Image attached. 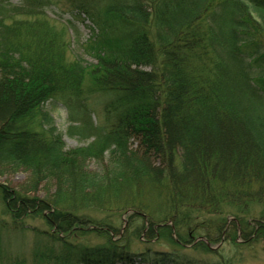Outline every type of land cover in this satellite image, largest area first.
Segmentation results:
<instances>
[{
    "label": "trees",
    "instance_id": "obj_1",
    "mask_svg": "<svg viewBox=\"0 0 264 264\" xmlns=\"http://www.w3.org/2000/svg\"><path fill=\"white\" fill-rule=\"evenodd\" d=\"M20 1L0 0V173L28 172L31 189L52 179L55 190L15 191L5 208L16 226L47 209L55 241L85 224L108 235L120 217L76 215L78 207L131 208L132 232L147 216L156 227L181 222L207 243L238 245L240 229L243 243L255 230L264 237V213L255 222L240 216L264 204V0H74L94 26L81 43L94 63L68 58L70 28L47 13L59 0ZM49 103L66 108L68 134L88 143L67 148ZM228 214L243 228H228ZM207 243L195 247L216 255L208 260L179 248L137 254L110 238L35 256L41 264H242Z\"/></svg>",
    "mask_w": 264,
    "mask_h": 264
},
{
    "label": "rangeland",
    "instance_id": "obj_2",
    "mask_svg": "<svg viewBox=\"0 0 264 264\" xmlns=\"http://www.w3.org/2000/svg\"><path fill=\"white\" fill-rule=\"evenodd\" d=\"M8 1L15 5L21 2L20 0ZM75 5L76 2H74V0H59L58 5L51 6L47 10L49 21L55 23L58 28H61L62 25L66 28L67 26L70 28V30H66V39L69 42V59L73 60L76 57H82L84 60L94 63L96 62L95 58L86 54L81 48V43L86 42V40L92 36V28H94V26L92 22L83 15L82 18L77 16ZM72 29H77L79 31L78 34L76 35ZM48 108L52 112L57 128L63 134V139L67 148H75L88 143V141H81L77 136L72 137L68 134L70 123L67 117V110L61 103H49ZM97 111L98 114L94 116V120L100 123L105 119L102 107L99 106ZM89 166L93 171H99L102 168V164L95 160L90 161ZM35 181L36 180L33 179L31 174L22 170L3 174L0 173V184L7 192V198L5 200L4 194L1 191L2 189L0 188V264H41L40 262L42 261L35 256L37 252L41 253L51 250L60 252L65 242L68 244H78L84 247L106 245L109 238L112 239V241L122 242L131 252L137 254H151L157 251H172L175 248H179L189 257L196 259L208 260L216 257V255H210L205 250L195 247L202 242L207 243L204 241V234H202V232H195V235L189 234L187 228L183 230L181 222L176 224L175 221L168 220L165 224L161 223L156 227L154 223L149 224L150 221L147 219L148 217L145 216L143 223L145 227L144 230L132 232V229L130 230V228H128L131 219L129 216L135 213L133 211L134 209L131 208L119 214V212H114V210L109 211L110 209L96 210L94 208H82L84 206H79L77 212H75L76 215L90 214V216L93 215L94 217L105 215H112L116 218L120 217L121 220L118 230L107 235L104 233V228L85 224L75 232L71 231L66 234L61 233L60 238L64 240V242H62V240L55 241L50 237L49 234L55 231V228L43 218L50 213L47 209H43V212L35 213L37 214L35 217H23L24 225L16 226L15 223L17 221L12 216V212L6 211L5 208L7 202L15 204V197L13 195L15 191H26L28 196L44 198L47 197L51 190H55V185H53L55 181L52 179L44 183H38L39 186L36 184V187L31 189ZM184 192H186L185 189ZM102 204L105 207H111L109 198L103 201ZM40 207L43 208L42 205H40ZM70 209L74 210L72 208ZM261 213H264V204H254L251 206L249 212L240 214V216H244V219L248 218L247 220H250V222H255V218ZM210 215L211 214H209L208 219L211 218L213 221L219 219V217L215 215ZM236 217H238V215L228 214V228H231L234 224H236L237 227L243 228L242 226L244 223L238 220V218L236 219ZM189 220L191 221V219ZM18 221H20V219ZM22 226L26 227L23 228ZM244 228L246 230V226ZM94 229L98 231L95 232ZM245 230L243 229V232ZM259 235H261L259 230L253 231L249 235V240H252L253 243L249 245L243 243L248 237H243L242 230L240 229L235 238L238 245L231 244L223 239L209 242L207 245L213 251L222 248V253L235 259V261L240 260L242 264H264V237Z\"/></svg>",
    "mask_w": 264,
    "mask_h": 264
}]
</instances>
